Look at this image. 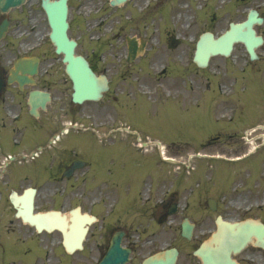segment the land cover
<instances>
[{"label":"flooded vegetation","instance_id":"af4514ba","mask_svg":"<svg viewBox=\"0 0 264 264\" xmlns=\"http://www.w3.org/2000/svg\"><path fill=\"white\" fill-rule=\"evenodd\" d=\"M129 1L144 5L147 0ZM40 2L26 0L20 8L8 12L10 20L37 21L42 11ZM106 2L108 0H69L68 5L76 8V20L82 19L77 15L80 8L101 11L100 6ZM260 13L264 17V12ZM126 28L133 34L136 23L130 21L116 34L120 47H104L107 40L99 37L93 41L86 39L88 43H96V47L87 46L86 50L80 47L90 67L96 73H104L108 79V89L102 97L86 102L81 109H75L74 104L65 101L63 91L56 90L54 79L44 77L43 71L47 72L53 64L43 63L38 67L34 88H45L52 99L45 110L38 107L36 115L30 114L27 92L31 87L24 85L20 90L17 82L7 83L11 63L7 59L8 53L0 55V264H9L26 256L40 258L45 255L51 257L52 264H95L116 233H120L122 246L129 248L126 264H141L146 256L164 249L167 241L170 245V231L180 229L185 218L193 225V230L191 239L183 240L185 250L179 264H264V247L253 243L241 245L240 241H228L231 245L225 248V257L216 254L206 263L201 256L192 254L208 230H216L212 245L218 252L220 222L242 221L253 214L254 208L244 201H248L247 191L240 190L230 195V200H223L227 196L220 183H216L218 192L214 194L213 208L201 206L202 201L199 206L186 203L180 206L179 200H175L186 188L180 175L172 174L168 165L159 164L166 161L159 160L156 164L152 157L141 156L135 151L132 140L139 130L148 129L147 107L136 99L143 98L141 91L145 90L151 92L146 96L150 98L154 86L148 79L147 67L151 63L145 54L147 49L132 63L122 57L127 49L122 36ZM74 30L78 32L76 28ZM79 36L75 35L76 38ZM262 50L258 56L259 64L248 63L247 67L241 68V73L244 82L257 84L263 103L260 114L264 117V48ZM150 76L153 77V73ZM236 80L233 77L232 84H221L223 96L219 113L222 115L231 112L228 100L234 94L232 87ZM213 92L215 99L218 94L215 89ZM228 122L213 130L210 145L220 152L239 153L244 147V138L232 130ZM248 127L250 125H245L240 130L243 133ZM97 136L102 143L97 142ZM74 162L76 166L70 168ZM209 187L203 182L197 188L191 187L189 194L203 197ZM30 188H34L35 211L56 208V203L63 200L67 230L75 231L74 225L79 224L77 239L70 245V252L64 249V234L56 226L50 232H38L36 226L15 217L18 208L20 213L23 212L22 201L16 206L15 195ZM262 192L257 190V197L263 195ZM233 197L244 198L243 206H231L236 203ZM172 204H176L174 213H170ZM256 210L260 215L253 217L264 223V204ZM85 226L87 230L82 237ZM80 240L82 245L77 247ZM178 251L180 253V249ZM7 252L14 259H6Z\"/></svg>","mask_w":264,"mask_h":264},{"label":"rangeland","instance_id":"374dc122","mask_svg":"<svg viewBox=\"0 0 264 264\" xmlns=\"http://www.w3.org/2000/svg\"><path fill=\"white\" fill-rule=\"evenodd\" d=\"M175 1L176 3L178 2V5L179 3H181L179 5L180 7L178 6L177 8L176 3L174 1L169 2L167 5L165 14H163L162 17L164 21H167L170 16V13H172L170 16L171 24L167 25L165 23V26L167 28H171L172 34L177 35L178 40H180V44L174 50L169 49V47L166 46L165 44V38L162 36L161 33H157L154 29L153 34L155 37L150 39L149 45L153 47V49H151V52H157V51L161 52L160 60L156 64L152 65V70L158 71V69L162 66V64H167L168 66L167 68L168 70L165 73L164 78H163V80L165 81L164 85H165L166 93H168L167 91H171V94L172 93L176 94L173 91L174 89L173 86L175 84L176 85L182 84L183 81L185 82V104L181 107V108H184L186 104H192L190 102L192 101V98L195 97L193 95H195L194 94L195 87L197 84L201 86L202 85L205 86L206 82L208 81H212L213 83L214 81H217L221 83V81L225 82V80H223L222 77H226L227 79H229L230 76L237 77L239 80H243L242 74L238 73L236 70L238 68L237 64H239L240 66L239 62L240 61L243 62L244 60L242 58L246 57L245 55L242 54L243 50H242L241 44H236L235 49L233 50V53L235 55L234 57L231 56L230 58H227V59L220 58V57L212 58L209 62V65L207 66V69L205 70L197 71V67L192 61V54L194 50V43H195L194 41L196 40V38L199 36L201 32H203L204 30H210L214 32L216 35H218L227 27L229 20H239L241 17H243L244 13L242 11L241 3H238L235 6H232L231 1L229 0H210L209 3L208 2L203 3V6H202V8L204 9L203 11L199 10V1L204 2L203 0H175ZM258 3H260L259 0H256L255 2L253 1L248 2L250 6H253ZM183 5H186V6L184 7ZM175 7L176 9H178V11L176 10L172 12V10ZM261 7H262L261 10H264V5H262ZM179 12L182 15L180 17H178ZM201 12L202 14L199 15ZM185 14L188 16H191L189 20V25L187 27L185 25V17H184ZM211 14H214L215 17H213V15ZM40 21H42L41 15L39 16V19L34 22L36 27L33 26V24L30 21H27L26 22L27 30H29V27H31L32 29L27 35H24V37L29 38L38 30L39 33L34 38H36V40H44L46 45L49 48L47 52L49 55H51L53 54L52 48L46 39V32L48 28L46 26H44V28H40L43 25V24H40ZM156 23H159L157 19L156 21H154V24H155L154 27H156L157 25ZM263 27H264L263 25H259L257 27L260 33L263 32L264 30ZM83 31L84 30L82 29L81 33ZM163 34H166V33H163ZM87 46L88 45L85 42H82L80 47L86 50ZM239 57L241 59H239ZM52 60L58 67L54 68L51 71L48 78L52 77V79H54L55 81L57 82L59 81V83L63 85V88L65 89V92L67 94L70 91V86H69L68 80L66 79L65 74L63 73V66L60 65L59 63L60 61L57 56L53 57ZM223 72H225L226 75H224ZM170 76L171 77L174 76L175 79L171 78L169 80ZM169 82H171L172 87L169 85ZM164 97L169 98L166 96ZM240 100H241L240 97L235 95V99L233 97V98H230L228 101H230L232 104L235 103L237 106H239ZM245 100H246V97L244 96L242 105L240 106L241 108L244 106ZM250 100H251V103L253 104L257 100V97H255L254 99L253 97H250ZM173 102H175V100H170L169 105H173L174 104ZM215 102L219 103V100H216L215 98ZM178 104L180 105V103ZM208 104L210 105L209 100H208ZM258 104L259 102H255L253 109H249L245 107V109H248L249 111L246 114L240 108V110H238L236 114V121H235L236 126L232 125L231 129L236 128L234 131L242 134V130L240 129H242L244 125L241 123H246L248 121H251L252 123L257 122V124H259L261 123V121H264V117L262 118L259 117L260 115L259 113H257L254 119H252L253 113L255 112L256 109H258ZM248 105H251V104H248ZM219 109H220V106H219ZM242 109H244V107ZM152 111L156 112L154 110ZM158 112L160 116L154 113L153 117H151L152 121H151L150 126L148 123L149 127L143 133V135H149L150 139L153 140L154 142L153 146L155 150L158 149L159 147L158 143L164 141L163 139L165 136V132L172 133V131H174L175 129L181 128L182 130L191 131L194 136H196L195 132L197 130L200 131V133L204 134L205 132L209 131L213 127L212 116L214 119H217L218 115L220 114L219 112H215L214 114L213 112H211L212 114L211 116V114H206L205 112H201V111H200L201 114H198L199 111L196 107H191L187 110L185 109L184 112L182 113L184 114L183 118H179L178 115H172L175 113V110L173 107H170L168 109V113L164 115L159 110ZM238 118L242 119L241 123H240V120L237 121ZM220 120H221V117H220ZM221 123L222 122L217 123V124L221 125ZM255 140L256 139H254V141ZM256 142H259V141H256ZM195 152H203L206 154H211L212 150L210 149V147H204L203 149H200V150H191L188 148L183 150V148H180L179 146H168L167 149L164 148L162 150V153H164L162 155L170 156L178 160H188L189 155ZM263 152H264V145H261L258 150V153H256L253 157L255 156L258 157L261 155L260 153H263ZM154 157L155 159L158 158V154L155 151H154ZM195 159H200V158H196L195 156L192 157V160H193L191 161L192 166L187 167L189 168L190 172L185 171L187 175L192 173L193 167L197 168V166H194V164L197 161ZM203 159L204 158H202L203 173H201L202 177H199V180L201 182L202 181L207 182L206 185L208 186L210 185V187L208 191L205 193L204 197L191 195L189 199H186V202L187 204H189V206L193 204L198 205V206L201 205L202 198H203V203L201 206H204L205 198L207 196H213L211 194H216L218 192L216 190L217 184L214 183V180H212L211 178V169H213V167H211V169H207L209 167H207L206 164L207 163L209 164L210 162H207ZM180 167H183V165L181 164ZM224 168L225 169L223 171L222 179L224 180V179L229 178V181H231V184H234V182L238 180L239 178L241 180L245 179L244 180L245 185H251L256 182V180H254L255 179L254 177L255 176L257 177V174L251 173L249 174V177L247 176L245 177V171H246L245 167H240V166L236 167V166H233V164L231 165L227 164V166L224 165ZM227 171H228V174L226 173ZM234 173L236 175L235 176L236 178L231 177V175H233ZM183 182L188 183L189 181L187 179H184ZM192 182L193 180H191L190 184H192ZM247 199L248 201L244 200L246 204L248 202H258L257 199L255 200V196L253 195L247 196ZM243 204H244L243 198H240L239 201H237L231 206H239V205L243 206ZM58 205H60V203H58ZM259 212H260L259 210H256L255 214L260 215ZM204 234H206V232H204ZM170 236H171L172 244L179 245V247L182 249L181 252L183 254L185 250V244L183 242V239L179 237L178 230L172 229L170 231ZM5 258L8 260L14 259V256H11L10 253L7 252L5 254ZM34 262L35 261L32 258H27L24 264H34Z\"/></svg>","mask_w":264,"mask_h":264},{"label":"water","instance_id":"95a60500","mask_svg":"<svg viewBox=\"0 0 264 264\" xmlns=\"http://www.w3.org/2000/svg\"><path fill=\"white\" fill-rule=\"evenodd\" d=\"M23 0H0V11H7L11 6L18 5ZM48 21L51 26L50 39L56 46V52H63V61L66 63L65 70L72 80L74 92L72 99L75 102H81L84 99H97L103 90V83L95 77L90 70L87 62L83 57L74 55V41L69 40L66 35L65 0H57L51 3H44ZM254 21L259 22L255 18V13L249 14L248 18L240 23L230 24V28L225 31L220 37L213 38L211 34H203L196 44L194 53V61L204 66L207 63L208 57L213 54L221 53L227 55L235 41H241L245 44L246 49L251 57H254V47L261 42L260 36L255 35L252 28ZM6 23L0 25V37L4 33ZM34 68L30 70V73ZM39 94L38 92L33 95ZM123 250L117 244V240L111 245L108 253L100 261L99 264H121L126 259ZM176 252L174 250L165 253V260H157L149 258L144 264H173L175 261Z\"/></svg>","mask_w":264,"mask_h":264}]
</instances>
